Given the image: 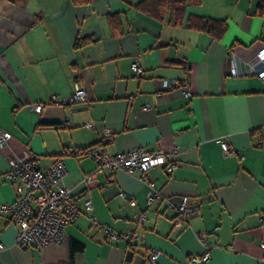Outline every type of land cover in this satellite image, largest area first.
Masks as SVG:
<instances>
[{
	"label": "crops",
	"instance_id": "obj_1",
	"mask_svg": "<svg viewBox=\"0 0 264 264\" xmlns=\"http://www.w3.org/2000/svg\"><path fill=\"white\" fill-rule=\"evenodd\" d=\"M141 1L0 0V127L13 134L0 147V201H16L9 159L29 147L41 166L64 157L68 186L81 203L93 204L83 206L61 244L44 248L19 247L18 226L0 213V264H197L192 256L208 248L202 264L264 261V82L232 74L235 65L246 71L264 47L262 0L190 1L188 15L228 22L218 40L175 24L168 10L162 19L141 12ZM135 60L145 71L139 79ZM161 79L187 80L192 95L162 90ZM76 84L87 90L86 102H52ZM36 103L44 105L41 112L32 109ZM222 141L235 151L224 155ZM96 144L110 154L168 153L177 167L170 173L157 166L150 178L164 199L188 197L197 212L176 230L164 199L147 203L140 172H119L113 183L104 172L89 185L84 178L97 162L66 151ZM121 190L137 204L125 203ZM93 215L115 232L135 224L143 239L134 247L112 242ZM150 249L160 251L156 262Z\"/></svg>",
	"mask_w": 264,
	"mask_h": 264
},
{
	"label": "built area",
	"instance_id": "obj_2",
	"mask_svg": "<svg viewBox=\"0 0 264 264\" xmlns=\"http://www.w3.org/2000/svg\"><path fill=\"white\" fill-rule=\"evenodd\" d=\"M248 69L244 71L242 67L234 66L232 74L255 75L264 82V47L257 53L255 59L247 63ZM133 77L141 78L144 76V68L139 61L132 63ZM161 89L173 92L184 97H190L192 91L187 80L161 79ZM88 100L87 90L80 84L75 85L73 93L69 96H53L52 102L57 105L71 106L84 103ZM32 109L41 112L43 104L36 103L31 105ZM144 108H150L146 104ZM93 123H87V127H92ZM111 134V131H108ZM13 134L0 127V147L9 144ZM224 155H230L235 148L227 141H222ZM176 147L175 152H177ZM67 155L75 157H89L97 162L96 168L87 174L84 180L89 185L97 184V176L101 173H109V182L116 180V174L122 171L129 173L140 172L142 180L149 186L147 193V203L153 204L158 199H164L162 192L150 178V170L157 166H164L168 172H173L177 163L169 159L168 153L164 151L148 152L142 148H137L129 152H117L110 154L105 147L96 144L86 148H71L66 151ZM69 170L64 157H59L50 166H41L39 159L34 155L29 147L21 153L13 155L9 159V170L6 174L7 179L14 184L17 199L14 202H1L0 213H9L12 221L18 226L16 244L24 249L44 248L50 244H61L66 228L76 221L82 213L83 206L87 210L93 209L91 199L86 198L83 203L74 195L71 187L68 186L66 178ZM120 196L125 203L136 205L135 198L131 197L126 191H120ZM166 207L175 211L173 225L176 230H181L188 223L189 218L197 212V207L193 205L188 197L171 196L164 199ZM146 218L143 214L140 220ZM95 227L106 229V235L112 242L123 240L131 246H136L143 236L137 231L136 225H132L129 232H115L110 225L102 223L97 216H92ZM198 237L206 242V234L198 233ZM264 248V241L261 243ZM4 247L0 243V249ZM160 256V251L150 249L148 258L156 262ZM211 256V251L200 255H193L192 259L197 264L207 262ZM264 264V261L261 262Z\"/></svg>",
	"mask_w": 264,
	"mask_h": 264
},
{
	"label": "trees",
	"instance_id": "obj_3",
	"mask_svg": "<svg viewBox=\"0 0 264 264\" xmlns=\"http://www.w3.org/2000/svg\"><path fill=\"white\" fill-rule=\"evenodd\" d=\"M91 0H73L75 4H86ZM190 1L200 3L202 0H142L136 7L143 13L162 19L166 10L170 12L171 20L175 24L186 23L189 28L209 33L214 39H221L229 28L224 19H217L197 14H187V6ZM260 15L264 16V0L259 5ZM134 247V246H132Z\"/></svg>",
	"mask_w": 264,
	"mask_h": 264
}]
</instances>
